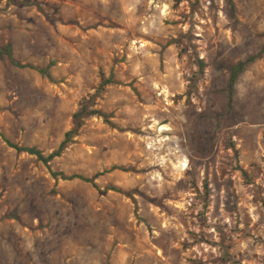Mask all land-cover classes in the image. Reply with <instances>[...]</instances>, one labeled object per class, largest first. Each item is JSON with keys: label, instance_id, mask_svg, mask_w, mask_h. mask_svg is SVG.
Here are the masks:
<instances>
[{"label": "rangeland", "instance_id": "rangeland-1", "mask_svg": "<svg viewBox=\"0 0 264 264\" xmlns=\"http://www.w3.org/2000/svg\"><path fill=\"white\" fill-rule=\"evenodd\" d=\"M176 1L0 0V264H264V0Z\"/></svg>", "mask_w": 264, "mask_h": 264}, {"label": "trees", "instance_id": "trees-1", "mask_svg": "<svg viewBox=\"0 0 264 264\" xmlns=\"http://www.w3.org/2000/svg\"><path fill=\"white\" fill-rule=\"evenodd\" d=\"M180 2H181V0H177L176 4H179ZM5 53L7 54L8 58L11 60V62H13L12 58H11V54L9 52V49H5ZM30 68L34 69L39 74L49 78V74H48L47 69H39V68H34V67H30ZM234 80L235 79L232 76V78L230 80V90L233 87ZM116 84H118V83L116 81H114V79L109 78V79L103 81L101 87H102V89H104L105 87H108V86H111V85H116ZM94 100H95V96L90 97V99H88V100L84 99L82 101L80 109L76 113H74V115L72 116V125L73 126H72L71 131L66 134V137L69 138V136L71 134H77L79 129H80V127H81V125H82V123H83V121L85 119H87L88 117H90V116H94V115L100 116V117H103L108 122V119H107L105 114H103L100 111L94 109ZM8 144H9V146L11 148L15 149L18 153H27L28 155L36 156L44 164H48L54 158L59 157L60 154L62 153L63 147L65 146V142H63L59 146V148H58V150L56 152L52 153L48 157H44L39 151H37V150H35L33 148H20V147H17L15 145H11L10 143H8ZM51 175L54 178H58L59 177L62 180H76V179L83 180L85 182L93 184L94 186H96L94 182L97 179V177L99 176L98 174H96L93 177L87 179V178H83V177H80V176H77V175H73V176H68L67 177L63 173H51ZM108 191H114V192H117V193L126 194L123 191H121L120 189H116V188L105 189L103 191V193H106Z\"/></svg>", "mask_w": 264, "mask_h": 264}, {"label": "bare ground", "instance_id": "bare-ground-1", "mask_svg": "<svg viewBox=\"0 0 264 264\" xmlns=\"http://www.w3.org/2000/svg\"><path fill=\"white\" fill-rule=\"evenodd\" d=\"M161 129H162V130H165L166 128H165V127H162Z\"/></svg>", "mask_w": 264, "mask_h": 264}]
</instances>
